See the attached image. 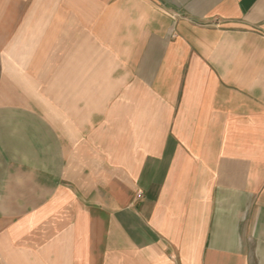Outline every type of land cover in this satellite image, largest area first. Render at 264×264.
<instances>
[{"label":"crops","instance_id":"obj_1","mask_svg":"<svg viewBox=\"0 0 264 264\" xmlns=\"http://www.w3.org/2000/svg\"><path fill=\"white\" fill-rule=\"evenodd\" d=\"M0 264H264V0H0Z\"/></svg>","mask_w":264,"mask_h":264}]
</instances>
